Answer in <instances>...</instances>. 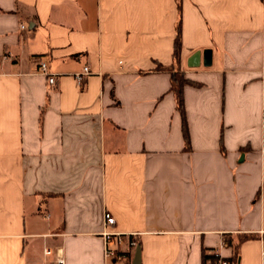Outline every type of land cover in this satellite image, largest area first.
<instances>
[{"label":"crops","instance_id":"0c3cea01","mask_svg":"<svg viewBox=\"0 0 264 264\" xmlns=\"http://www.w3.org/2000/svg\"><path fill=\"white\" fill-rule=\"evenodd\" d=\"M263 118L264 0H0V264H264Z\"/></svg>","mask_w":264,"mask_h":264},{"label":"built area","instance_id":"2783aa9c","mask_svg":"<svg viewBox=\"0 0 264 264\" xmlns=\"http://www.w3.org/2000/svg\"><path fill=\"white\" fill-rule=\"evenodd\" d=\"M20 29L23 30L24 26L21 25ZM39 72L43 75L49 76L48 83L50 85L54 84L55 79L53 76H50L48 74L46 64L41 63L39 65ZM89 72H90L89 68L84 67L82 69L81 74L75 75V80L77 81V83L80 84L83 77L86 75H89ZM262 125H263V129H264V118L262 121ZM102 224L105 228H111L115 225V219L111 215V213H109L108 211H104V213L102 215ZM123 237H124V235L119 234V233H111V232L102 233V238H103V243H104L103 258H104L105 263L110 264L111 262L125 261L127 259V252L122 249L123 245L125 244ZM135 245H136L135 241L130 240L128 242V246L130 248H134ZM44 254L49 256V255H51V251L46 250L44 252ZM262 256L264 259V250L262 252ZM55 264H64V260L62 258H58L56 260ZM212 264H228V263L216 256V258Z\"/></svg>","mask_w":264,"mask_h":264},{"label":"trees","instance_id":"16d2710c","mask_svg":"<svg viewBox=\"0 0 264 264\" xmlns=\"http://www.w3.org/2000/svg\"><path fill=\"white\" fill-rule=\"evenodd\" d=\"M178 11H180L179 5H178ZM176 33H177V36L175 38L174 46H173V59L175 60V62L178 61L180 51H181L180 20H178V22L176 24ZM158 68L162 69L160 66H158ZM172 79H173V82L175 83L174 92H175V96H176L177 110L179 111V113L181 114V117H182L184 139H185V142L188 143V134H187L186 125H185L184 110H183V99H182V88L185 84H188V82L186 80L182 79L181 76H179L177 74L172 75ZM208 258L214 259L213 256H207L205 254L203 255V259L206 260ZM235 258H237V250L236 249H235L233 260H235Z\"/></svg>","mask_w":264,"mask_h":264},{"label":"water","instance_id":"95a60500","mask_svg":"<svg viewBox=\"0 0 264 264\" xmlns=\"http://www.w3.org/2000/svg\"><path fill=\"white\" fill-rule=\"evenodd\" d=\"M208 53L205 52L204 53V57H205V64H207L209 58H208ZM140 258H141V249H140V246H137L136 249H135V253H134V259H133V262L132 264H140Z\"/></svg>","mask_w":264,"mask_h":264}]
</instances>
